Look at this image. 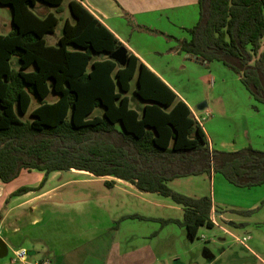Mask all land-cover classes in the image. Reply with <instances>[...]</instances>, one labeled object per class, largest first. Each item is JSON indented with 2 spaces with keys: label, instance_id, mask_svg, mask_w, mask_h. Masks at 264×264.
<instances>
[{
  "label": "trees",
  "instance_id": "1",
  "mask_svg": "<svg viewBox=\"0 0 264 264\" xmlns=\"http://www.w3.org/2000/svg\"><path fill=\"white\" fill-rule=\"evenodd\" d=\"M197 1L199 20L187 29L189 40L131 26L176 40L179 51L206 66L220 62L264 104V0ZM38 2L54 11L37 14ZM65 2L71 20L64 21L58 44L50 45L47 35L61 22ZM0 5L11 10L12 28L0 34V180L9 183L25 169L44 174L37 188L22 187L13 196L40 190L54 172L113 177L181 206L182 220H158L184 227L193 241L201 227L213 228L211 198L177 193L168 182L217 173L236 187L264 184L263 151L210 150L186 103L145 64L133 54L125 66L109 58L121 43L80 2L0 0ZM133 80L140 111L127 95ZM103 184L112 188L115 181ZM125 219L157 220L132 214L117 223Z\"/></svg>",
  "mask_w": 264,
  "mask_h": 264
},
{
  "label": "crops",
  "instance_id": "2",
  "mask_svg": "<svg viewBox=\"0 0 264 264\" xmlns=\"http://www.w3.org/2000/svg\"><path fill=\"white\" fill-rule=\"evenodd\" d=\"M77 1L115 35L121 45L125 46L128 54L135 55L186 103L195 120L203 130L210 150L233 152L250 147L264 152V133L263 135L255 133L258 124L263 125L261 123V118H264V104L260 102L254 103L252 95L247 90V104L245 105L243 103L239 105L237 103L223 101L222 93L219 92L216 94L214 87H211L213 80H209L210 72L207 70L208 66H206L205 62H200L189 54L179 51L177 49L176 40H167L161 35L140 32L131 26V24H137L158 30L175 39L189 40L190 35L187 32V29L194 27L199 20V5L197 0ZM66 4L67 2H65L64 11L60 15L62 23L66 20H71ZM35 10L39 15H45L50 12L42 6L37 7ZM8 26L10 27V32L12 29L11 21L9 25L2 21L0 22V28L2 31H6L5 29H7ZM9 32H3L1 35L8 34ZM59 38L60 37L56 38L57 43ZM214 70L217 71L216 69ZM219 70H223V68L220 67ZM235 79L241 82L238 75L235 76ZM197 86H202L200 91H196ZM51 100H53V98ZM204 104L205 106H203ZM130 105L132 108L139 111L143 107V103L135 97L130 99ZM223 120H233L236 121V123H234V127H232L229 124H224L222 122ZM257 120H260V122ZM71 171L77 172L71 173L75 175H91L85 171L74 169H71L70 172ZM34 172L38 173L36 174ZM26 173L36 174L35 180L32 182L33 185L26 187L37 188L41 182H39L40 176L43 173L36 170L29 171L25 169L20 172L17 178L21 177L25 179ZM111 178L115 181V184L110 189H120L123 191L122 188L124 187L125 194L126 189L128 188L130 189V192L128 193L135 196L138 200L143 201L146 206L150 205L155 209L164 208L167 212L166 215H163L161 212L158 216L154 214L143 215L138 214L137 212H114L111 220L112 222L116 219L115 217L120 219L122 216L132 214L155 219H183L184 209L181 206L174 204L170 199L156 193L141 192L129 182L115 179L113 177ZM190 178H193V181ZM16 179L9 183H3L0 180V238L5 241L8 248L11 247L12 249L24 247L20 246L21 240H16L18 234L22 235V237H28L30 236V227L40 223L41 218H39V216H41L43 210L39 211V209L34 206L35 201L48 192L46 190L45 192L38 190L13 196V193L19 189V186L15 185ZM168 186L177 193L193 198L210 196L212 202L211 221L213 223V228L211 229L217 228L225 236L232 238L235 244L238 246L240 245L248 252L254 264H264V236L258 234L252 239V236H249L248 234L240 236L235 233V229L240 223L245 222L250 224L249 220L252 222L253 218L250 213L242 214L240 212H248L258 209L257 207L259 203L264 199V184L250 188H239L227 182L222 175L211 173L209 176L201 175L177 178L168 182ZM119 196L121 198V195ZM113 200L114 206L115 198ZM119 203H124L123 199ZM22 207H28V209H25L27 212V219L25 222H22L23 218L13 215L14 212H17ZM35 211H37V215L35 214L29 223V217H31L32 213ZM170 213L177 214L176 216H170L168 215ZM231 216H237L236 222L231 221ZM262 219H264V215ZM179 227L182 231L184 240H189L186 236L185 228L181 226ZM116 228L114 225L110 228V231H118ZM244 237L248 238L245 245L237 241V239H242ZM218 239L220 241L219 247H221L219 251L222 255L227 252H232V247L226 248L223 245L226 243L225 238L218 237ZM37 240L41 239L39 238ZM89 240L91 239L89 238ZM34 242L35 241L32 243L33 248L31 250L27 249L28 255L29 253H46L44 258L46 259L47 257H50L52 264H73V261L69 258L65 263L66 259L64 255H66L67 252L65 250L62 251L57 245L53 246L45 243H40V245H38L34 244ZM84 242L87 241L84 240ZM187 251L191 250L188 248ZM88 254L93 253L91 252ZM134 254L143 255L144 259L142 257L141 259L133 261ZM235 254L237 255L238 252ZM205 255H208V258L205 257ZM147 257H152L154 259V264H157V262H155V250L150 244H145L135 250L123 251L118 242H114L110 239L108 244L105 245L101 256L97 258L95 253L89 257L90 260L88 261H90V264H103L104 261L106 262L105 264H148L146 261V259H148ZM203 257L208 262L216 259L211 251L207 249L203 252ZM38 260H29V262H36ZM174 260L177 261V259ZM82 261L83 262L80 263L84 264V259Z\"/></svg>",
  "mask_w": 264,
  "mask_h": 264
},
{
  "label": "rangeland",
  "instance_id": "3",
  "mask_svg": "<svg viewBox=\"0 0 264 264\" xmlns=\"http://www.w3.org/2000/svg\"><path fill=\"white\" fill-rule=\"evenodd\" d=\"M39 6L44 7L47 11H54L53 7L38 2L33 9L34 12ZM10 17L11 10L6 6L1 5L0 22L2 21L9 25L11 21ZM62 26L63 23L60 22L54 33L47 35L46 39L48 44H53L54 46L58 44L56 38L61 36ZM5 30L6 31H2L0 28V34L3 32H9L10 27L8 26ZM12 61L13 68L17 69V59L13 58ZM220 67L223 68V70H219ZM207 68L210 72L209 80H213L211 87H214L216 94L219 92L222 93L223 101L237 103L239 105L242 103L244 105L247 104L246 88L240 81L235 79L236 74L232 70L216 61L211 62V64L209 63ZM201 87L197 86L196 91H200ZM134 88L135 81L133 80L131 82V91L127 93L130 99L135 97L132 93ZM253 101L254 103L258 102L254 97ZM35 106L36 100L33 98L31 109ZM95 114L100 115L101 109H97ZM24 119H28V115L25 116ZM257 121L260 122V120ZM222 122L224 124H229L232 127H234V123H236V121L233 120H223ZM261 123L264 125V118H261ZM263 125L258 124L255 133L263 135ZM34 173L37 174L38 172ZM71 173L77 172H54L48 176L43 187L40 189V191L45 192L46 190L48 192L44 194L43 197L36 200L34 205L39 211H44H42L41 216H39V218H41L40 223L30 227V236L22 237L20 234L17 235L16 240H21L20 246H24L22 248L31 250L33 248V241H35L34 244L38 245H40V243L53 246L57 245L62 251L65 250L67 252V254L64 255L66 259L65 263L69 258L73 261V264L82 263L83 259L84 264H90V261H88L90 260L89 257L96 253L97 258H99L104 251L105 245H107L108 241L111 239L114 242H118L123 251L135 250L145 244L152 245L155 250V262H157V264H254L251 256L244 248L235 244L232 238L225 236L217 228L206 229L205 227H202L198 230L197 238L193 241H189L184 240L179 225L177 226L174 223L163 225L161 221L158 220L159 218H156L157 220L125 219L117 223L119 218L115 217L116 219L112 222L111 220L114 212H137L138 214H154L156 216L161 212L163 215H166L167 212L164 208L155 209L150 205L146 206L143 201H140L132 194H129L128 192H130V189L128 188L124 194V187L122 188L123 191L120 189L112 190L105 187L103 181H112L113 179L111 177L99 178L88 174L86 176H80ZM36 174L26 173L25 179L20 177L15 180V185H18L19 188L33 185L32 182H34ZM43 177L44 174L40 176L39 182ZM190 179L193 181V178ZM119 195H121V198ZM114 198L115 202L113 206ZM122 199L124 203H119ZM257 208V210L250 212V215L253 218L252 222L249 220L250 224L245 222L240 223L235 229L236 234L240 236L248 234L249 236H252V239L258 234L264 236V219H262L264 215V199L261 200ZM25 209H28V207H22L17 212H14L13 215L23 218L22 222H25L27 219V212ZM37 211L32 213L31 217H29V223ZM176 214L170 213L168 215L176 216ZM236 217L237 216H231V221L236 222ZM114 225L115 228L117 227L116 229H118V231H110V228ZM3 236L5 237V235ZM218 237L226 239V243L223 245L226 248L232 247V252H227L222 255L219 251L221 247H219L220 241ZM39 238L41 240H37ZM89 238L91 240H89ZM84 240L87 242H84ZM188 248L191 251H187ZM206 249L211 251L215 256L216 259L214 261L208 262L203 257V252ZM12 250L11 247L8 248V254L6 257L0 259V264H9ZM91 252L93 254H88ZM237 252L238 254L236 255L235 253ZM45 254L46 253H29L28 261L39 259L38 262L44 260L51 262L50 257H47L46 259L44 258V256H46ZM142 257L143 255L134 254L133 261L141 259ZM147 258L146 261L148 264H154V259L152 257ZM174 259H177V261ZM105 263L106 262L104 261L103 264Z\"/></svg>",
  "mask_w": 264,
  "mask_h": 264
},
{
  "label": "water",
  "instance_id": "4",
  "mask_svg": "<svg viewBox=\"0 0 264 264\" xmlns=\"http://www.w3.org/2000/svg\"><path fill=\"white\" fill-rule=\"evenodd\" d=\"M128 52L125 46H119L115 51H113L109 58L116 62L119 66H125L127 64ZM205 106V104L203 105ZM204 108V107H202ZM8 254V247L3 239L0 238V259L6 257ZM208 258V255H205Z\"/></svg>",
  "mask_w": 264,
  "mask_h": 264
},
{
  "label": "built area",
  "instance_id": "5",
  "mask_svg": "<svg viewBox=\"0 0 264 264\" xmlns=\"http://www.w3.org/2000/svg\"><path fill=\"white\" fill-rule=\"evenodd\" d=\"M247 237L242 239H237L241 244L245 245L247 241ZM10 264H49L48 260H44L41 262H29L28 261V251L25 248H16L12 250V255L9 259Z\"/></svg>",
  "mask_w": 264,
  "mask_h": 264
}]
</instances>
